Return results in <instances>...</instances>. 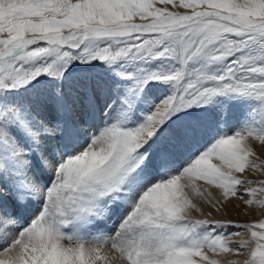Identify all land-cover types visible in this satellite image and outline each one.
Masks as SVG:
<instances>
[{
  "label": "snow or ice",
  "instance_id": "1",
  "mask_svg": "<svg viewBox=\"0 0 264 264\" xmlns=\"http://www.w3.org/2000/svg\"><path fill=\"white\" fill-rule=\"evenodd\" d=\"M253 142L264 0H0V264H264Z\"/></svg>",
  "mask_w": 264,
  "mask_h": 264
},
{
  "label": "rangeland",
  "instance_id": "2",
  "mask_svg": "<svg viewBox=\"0 0 264 264\" xmlns=\"http://www.w3.org/2000/svg\"><path fill=\"white\" fill-rule=\"evenodd\" d=\"M204 143V140H198L188 143L178 154L179 159H183V157L190 151H195L198 147H201ZM253 147L257 153L261 162H264V145H260L257 142H253ZM255 159V157H253ZM241 175L242 178L252 179V180H262L264 179V171L253 170L249 168L244 174ZM203 183V182H201ZM256 186V185H249ZM211 192L213 195L219 197V190L216 188H211ZM196 202L200 204L202 208L205 209V212L212 211L213 218L215 219H230L235 221L236 223L244 224L250 223L259 219L264 218V209L252 206L247 207L243 204L241 200L233 198L227 204L224 205L223 209L220 212H216L213 210L208 204H206L202 199L197 198ZM30 214V213H29ZM197 218H201L198 213H194ZM116 227L115 224H110L108 226V231L111 232ZM228 231H240L241 237H246L248 235L243 229H235L231 228ZM241 237H233V241L240 239ZM212 255V253H209ZM216 259L221 261V264H228L229 260H242L245 257L243 255L237 256L235 254H226L215 257ZM113 264H119V261H114Z\"/></svg>",
  "mask_w": 264,
  "mask_h": 264
}]
</instances>
